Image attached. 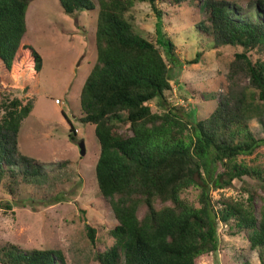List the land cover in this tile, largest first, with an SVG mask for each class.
Here are the masks:
<instances>
[{
  "label": "trees",
  "instance_id": "obj_1",
  "mask_svg": "<svg viewBox=\"0 0 264 264\" xmlns=\"http://www.w3.org/2000/svg\"><path fill=\"white\" fill-rule=\"evenodd\" d=\"M96 1V60L80 88L79 121L93 125L99 145L95 181L117 222L108 231L112 244L96 254L98 264H197L202 256L218 250L217 227L221 224L230 235L244 234L258 252L259 264H264V166L242 159L264 146V137H256L246 123L261 106L256 102L264 101V22L243 19L234 4L211 1L205 6L203 20L195 25L197 31L208 22L216 48L242 49L234 52L231 73L243 71L252 89L240 92L234 109L228 107V98L219 99L209 116L191 124L167 97L173 76L183 67L174 54V44L164 38L163 56L157 43L134 31L126 15L135 3H149L158 33L162 11L156 3L174 6L184 0ZM58 2L67 16L95 9L92 0ZM256 2V13L264 18V0ZM28 4V0H0L3 80L16 67L28 69L34 78L41 70V56L25 36ZM250 50L261 55L251 59ZM152 101L159 110H152ZM30 110V102L22 105L17 98L0 101V186L7 175H15L11 168L19 161H32L15 156L20 124ZM70 132V138L76 135L71 124ZM29 167L23 176L38 173L36 167ZM245 176L252 181L242 188L246 196L211 199L210 183L221 188L233 186L234 180L246 184ZM190 187L199 190L197 205L183 196ZM7 191L13 194L11 184ZM2 207L11 209L10 202H0ZM87 229L94 242L93 231ZM0 264L66 261L60 250L23 252L7 243L0 246Z\"/></svg>",
  "mask_w": 264,
  "mask_h": 264
},
{
  "label": "rangeland",
  "instance_id": "obj_2",
  "mask_svg": "<svg viewBox=\"0 0 264 264\" xmlns=\"http://www.w3.org/2000/svg\"><path fill=\"white\" fill-rule=\"evenodd\" d=\"M28 1L25 36L41 56V70L37 78L22 67L13 69L8 80L0 77V101L17 98L22 105L31 103L30 112L20 124L15 156L32 161L30 164L19 161L11 168L15 175H7L0 186V202L9 201L11 206V209L0 208V246L15 244L23 252L55 249L62 252L66 264H98L96 254L112 244L108 231L117 222L96 185L94 166L99 145L93 125L79 121L78 100L80 88L96 60L94 32L98 3L92 0L93 11L67 16L58 0ZM211 1L234 4L240 7L236 12L243 19L264 22L256 13L257 0H184L174 6L158 2L156 6L162 11L158 33L149 3L137 2L126 13L134 31L157 43L163 56L164 38L174 44V54L183 67L173 76L172 90L167 97L191 124L209 116L219 99L228 98V107L234 109L235 99L252 89L243 71L231 73L234 52L242 49L222 45L216 48L217 40L210 24L203 22L200 32L195 27L203 20L205 6ZM248 54L251 59L261 55L253 50ZM195 58L196 62H191ZM256 103L261 106L246 123L256 137L262 138L264 101ZM150 106L153 111L159 110L155 101ZM121 115L124 117L125 113ZM70 124L77 130L72 138ZM81 141L85 145L84 156L79 153ZM242 159L248 164L264 166V146ZM29 165L36 167L38 173L23 176L25 169L31 170ZM243 180L247 183L234 180L233 186L222 188L210 183L211 199L246 196L242 188L252 181L247 176ZM9 184L13 194L7 191ZM198 191L190 187L183 196L197 205ZM259 203L256 199V208ZM87 226L93 231L94 242L88 238ZM217 232L218 250L202 256L197 264L246 261L259 264L258 252L250 247L244 234L230 235L227 226L222 224L218 225Z\"/></svg>",
  "mask_w": 264,
  "mask_h": 264
},
{
  "label": "water",
  "instance_id": "obj_3",
  "mask_svg": "<svg viewBox=\"0 0 264 264\" xmlns=\"http://www.w3.org/2000/svg\"><path fill=\"white\" fill-rule=\"evenodd\" d=\"M85 145H84V142L81 141L80 144H79V153H80V156H84L85 154Z\"/></svg>",
  "mask_w": 264,
  "mask_h": 264
},
{
  "label": "built area",
  "instance_id": "obj_4",
  "mask_svg": "<svg viewBox=\"0 0 264 264\" xmlns=\"http://www.w3.org/2000/svg\"><path fill=\"white\" fill-rule=\"evenodd\" d=\"M75 132H77V130H75Z\"/></svg>",
  "mask_w": 264,
  "mask_h": 264
},
{
  "label": "crops",
  "instance_id": "obj_5",
  "mask_svg": "<svg viewBox=\"0 0 264 264\" xmlns=\"http://www.w3.org/2000/svg\"><path fill=\"white\" fill-rule=\"evenodd\" d=\"M86 153V152H85Z\"/></svg>",
  "mask_w": 264,
  "mask_h": 264
}]
</instances>
